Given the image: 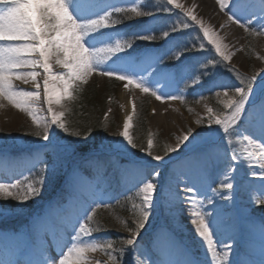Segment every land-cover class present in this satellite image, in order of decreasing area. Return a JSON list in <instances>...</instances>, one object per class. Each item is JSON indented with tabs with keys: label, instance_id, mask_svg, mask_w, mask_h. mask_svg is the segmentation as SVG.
I'll return each mask as SVG.
<instances>
[{
	"label": "snow or ice",
	"instance_id": "6c2138e0",
	"mask_svg": "<svg viewBox=\"0 0 264 264\" xmlns=\"http://www.w3.org/2000/svg\"><path fill=\"white\" fill-rule=\"evenodd\" d=\"M215 3L219 11L227 16V21L243 29L249 37L264 36V0H215ZM196 7L195 4L187 7L181 0H0V100H6L26 113L34 126V130L27 135L47 141L54 150L67 152L69 147L58 143L53 145L54 137L50 138L49 132L58 129L83 141L79 148L73 150L74 155L77 152L81 156L93 151L99 153V149L86 147L87 136H82L79 131H69L65 116L67 103L77 99L83 85L93 75L114 78L123 83L124 89L130 92L138 89L158 101L170 98L186 102L182 91H157L153 82L165 86L183 82L185 88L189 82L199 86L204 76L212 77L213 69L231 63L235 52L230 50V45L224 42L218 31L197 15ZM173 10H179L181 15L171 18ZM161 13L166 15L161 16ZM134 20L140 21L137 25L140 30L129 33L126 29ZM189 21L192 23L189 24ZM256 22L260 25L258 28L253 27ZM194 26H198L199 32L195 40L189 41L187 30ZM137 41L148 43L140 46ZM207 45L211 46L208 50L214 52L211 58L203 55ZM166 60L177 63L168 65ZM57 66L63 71L56 72L54 68ZM227 70L235 73L238 83L223 84L211 80L210 91L214 92L222 108L214 111L212 107H207V128L211 130V136L227 145L225 154L231 153V161L243 159L249 168H259L261 183L254 202L264 205V76L259 72L243 76L232 67ZM38 77H41L42 83ZM17 80L25 84L31 82L36 90L18 89L14 83ZM41 87L46 109L40 107ZM188 111L192 113L193 109L188 108ZM135 112L136 105L132 103V114L127 115L122 130L116 133L123 141L119 144L120 151L129 154V149H136L150 157V160H141L132 153L129 157L131 163L124 170L131 172L135 180L129 189L134 191V195L127 196L125 201L130 204L131 226L117 217L120 227L128 235L118 240L94 237L96 233L109 230L98 218L97 211L108 205L94 200L71 223L70 234L65 227L69 239L60 246L57 256H48L35 264H93L90 254L97 252L106 259L97 260L95 264H125V257L130 253L132 264H148L147 259L136 257L138 239L161 201L169 202L173 196L170 188L162 190L157 184L161 176L157 169L161 165L152 161L163 160L164 155L177 152L182 145L189 147L192 130L178 137L176 146L166 145L164 155L154 154L151 135L145 146L138 144L130 134ZM203 122L202 117L195 121L197 125ZM213 125L216 127L213 128ZM200 143L206 146L202 153L204 160H210L214 145L207 138ZM195 147L189 150L194 151ZM86 162L99 167L102 159L97 155L87 158ZM35 168L33 163L29 171ZM228 168L233 171L231 164ZM45 171L41 168L40 172L25 175L23 179L0 177V200L17 202L11 207L0 206V217L40 195L45 182L41 173ZM229 171L224 172L220 188L208 185L212 196H206L205 200L187 196L199 191L194 185L185 184L183 189L190 202V222L210 264H234L230 260L233 245L217 239L223 234L218 226L214 227L215 219H209L212 213L203 210L206 202L213 203V196L221 195L222 189L229 193L233 190ZM221 198L227 201L230 196L224 194ZM220 245L222 248L218 250ZM166 255L168 258L158 259L153 264H203L189 250L172 248ZM0 264L8 262L0 261Z\"/></svg>",
	"mask_w": 264,
	"mask_h": 264
},
{
	"label": "rangeland",
	"instance_id": "374dc122",
	"mask_svg": "<svg viewBox=\"0 0 264 264\" xmlns=\"http://www.w3.org/2000/svg\"><path fill=\"white\" fill-rule=\"evenodd\" d=\"M183 3V2H182ZM185 4V3H184ZM186 6V5H185ZM179 13V10H174ZM212 19L219 23L221 28L224 25L223 16L218 10L212 11ZM255 21V17H253ZM205 21V20H204ZM192 22L189 21V24ZM140 24L139 20H134V23L130 26L135 28V31L140 29L137 25ZM213 27L212 24L207 23ZM259 23H254L253 27H259ZM123 27V26H120ZM236 32L231 33L227 27H223L220 30L224 42L230 45V50L234 51L232 42L238 35L243 37V51L238 55L240 58L233 56L229 65H219L213 69L212 77L204 76L202 78L203 83L199 86H193L189 82V86L185 88V84L181 83H169L167 86L164 84H157L153 82V87L157 91H164L166 93H177L182 91L185 101H195L196 106L186 107V102L180 100H171L166 98L163 102L158 101L153 97L150 109V116L148 120V127L151 132L162 133L163 141L168 146H176L177 138L184 135L189 129L192 130V136H190L189 147L180 146L177 152L169 153L168 156H164V159L157 162L152 161L153 164H159L157 170L161 173V176L157 179V184L164 189H171L173 194L169 202L161 201L160 205L153 211V219L150 222L146 231L142 232L141 237L138 239L139 249L136 252V257L144 258L148 260V264L157 261L154 258V254L157 253L161 257L160 259L168 258L166 253L172 248L189 250L186 244H184L170 229L167 224H171L175 229L183 231L184 240L191 243L193 250L190 251L203 261V264H210V259L206 257L204 249L201 246L199 237L194 232V226L190 222L188 215V209L190 202L187 199L183 189L185 184L189 186H195L199 189L198 192L188 193L190 196L197 200H205L206 196H212L211 188H220V182L223 180V174L225 171H229L228 165L231 164L233 171H229V175L232 177L233 190L229 193L226 190H221L220 196H213V203H205L204 211L212 213L209 219H215L221 233H226V239L222 236L224 241L231 242L232 237H236V241H233V247L235 251L230 254V260H238L240 254L242 256L241 264H264V212L255 214L249 209L250 205L256 204L254 202L257 195V189L261 183L259 179V168H249L248 163L243 159L236 161L230 160L231 153L225 154L227 145L219 141L216 137L211 136V130L207 128V107H212L209 102L205 101L203 94L205 91L214 94L210 91L211 80H215L217 83L223 84H236L235 73L229 72L228 67L235 68L240 74L244 76H251L254 72H259L261 76H264V36H260L257 39L256 44V59L253 67L251 68L246 60L245 53V33L243 29L236 26ZM217 31V30H216ZM187 32L190 34L189 41L195 40L197 33L199 32L198 26L190 27ZM202 37V33H199ZM199 42V41H197ZM206 44V41L204 42ZM211 46L207 45L203 53L204 56L211 58L214 56V52L209 51ZM190 55V54H188ZM260 57V58H257ZM216 59H219L218 57ZM241 59V60H240ZM240 60V62H239ZM187 63V61H185ZM177 63L173 61V64ZM241 65V69L237 66ZM56 72H61L63 69L58 66L54 68ZM38 71H42L39 70ZM200 71V69H195ZM41 81V77L37 78ZM109 78L93 75L87 84H95L100 100H103V92L106 86V82ZM257 82L259 83V77ZM28 87V91H35L34 85L29 82L28 84L18 83V87ZM123 87V83L119 85L117 89V97L114 100L107 99L106 112L107 117L114 118L110 120V125L117 124L116 133L122 130L121 126V105L119 94ZM20 89V88H18ZM33 89V90H32ZM22 90V89H20ZM128 91V90H127ZM41 101L40 107L46 109L47 105L44 103L43 88L40 89ZM258 92V88H257ZM130 99L135 103L136 98H141L147 94L141 93L138 89L128 91ZM259 101V97H257ZM104 102V101H102ZM218 105H220L218 103ZM104 107L105 105L102 104ZM188 108H192L193 112L189 113ZM111 109V111H109ZM101 110V109H100ZM198 117L204 118V122L200 125L195 123ZM105 120V116L103 121ZM112 121V122H111ZM216 126L213 125V128ZM31 130H34L31 118L24 112L13 107L6 100H0V145L12 144L16 145V148H4L0 147V177L7 179L8 177H16L23 179L25 175H32L40 166L50 168L54 163L47 155H51L53 152V146L48 145L47 148L43 147L38 150H32L36 145H26V134ZM131 131V129L129 130ZM56 129L50 130V138L55 136ZM199 134V135H197ZM195 137L196 139H193ZM208 139L210 143L214 145L212 158L205 161L202 153L206 150V146L200 142L204 139ZM236 137L234 136V139ZM116 139V140H115ZM63 139L59 144L67 145ZM165 140V141H164ZM69 141V140H68ZM114 145L112 147L99 148V153L93 151L89 154L92 156L108 155L118 161V169L120 171L121 183L127 184L132 188L135 183L131 172H125V168L129 166L130 154L134 153V149H129L128 153L120 151L119 144L122 138L116 135V138H112ZM54 137L52 143L57 144ZM189 143V142H186ZM3 146V145H2ZM45 146V145H44ZM68 146V145H67ZM195 147L194 151L189 149ZM72 147H68V151ZM27 149V151H25ZM24 150L25 152H21ZM16 151H20L15 154ZM141 160H150V157L142 156L138 157ZM56 160V158H54ZM42 162V163H41ZM36 164V168L29 171L32 164ZM255 173V175L253 174ZM65 180V194L63 197H54L52 200H39L32 199L26 202V205H22L16 210L11 211L8 215L0 217V221L7 217H16L13 215H20L24 217L23 221L28 223L26 232L14 233L12 231L4 230L0 227V261L8 262V264H35L36 261H41L51 256L55 258L60 250V246L64 244L65 240L69 239L71 233V223L75 221L77 215H80L83 208L87 204H91L92 201L101 202L108 199L107 193L102 188H98V184L92 181L89 176L81 173L78 170L70 169L66 174ZM103 182V181H102ZM103 186V184H101ZM211 185V188L208 187ZM179 194L178 197L176 194ZM227 194L230 196L229 200H223L222 195ZM183 201V203H181ZM17 202L10 199L3 202L0 200V206H14ZM264 208V205H260ZM251 216V217H250ZM250 217L248 221H242L244 231L255 232L258 238L250 237L255 240L253 242H247L246 237L239 229H233L236 225L238 218ZM240 218V219H241ZM67 227V233L64 229ZM231 228V229H229ZM28 230V231H27ZM230 231H232L230 233ZM230 233V235H229ZM152 236L153 247L148 250L144 241H141L143 237L147 238ZM102 233L94 234L95 238H99ZM232 244V243H230ZM237 255L235 257V254ZM246 256V257H245ZM132 254L125 257V264H132ZM241 258V257H240ZM90 259L95 264L97 260H105L101 253L97 252L90 254ZM158 259V258H157ZM154 260V261H153Z\"/></svg>",
	"mask_w": 264,
	"mask_h": 264
},
{
	"label": "trees",
	"instance_id": "16d2710c",
	"mask_svg": "<svg viewBox=\"0 0 264 264\" xmlns=\"http://www.w3.org/2000/svg\"><path fill=\"white\" fill-rule=\"evenodd\" d=\"M170 7V6H169ZM161 16H165L166 14L161 13ZM181 15L180 13L173 10V14L171 18H175V16ZM134 21L130 22L132 25ZM127 32H135V28L128 27L126 29ZM137 31V29H136ZM258 37H249L245 34V57L248 61V64L252 68L255 62L256 53V44ZM148 42L145 41H137V44L140 46L146 45ZM188 55V54H186ZM191 55V54H190ZM166 64L171 65L173 61H165ZM252 75V73H251ZM121 82L113 79H108L106 82V86L103 92V100H100V95L98 94L97 88L95 84L92 85H83V90L78 94L76 100L67 103L68 111L66 112V125L69 128V131H79L82 136H87V145L88 149H99L100 147H112L114 145V141L112 138H116V130L117 124L110 125V120H114V118L105 119L106 112V103L107 99L110 98L114 100L117 97V89ZM204 100L209 102L214 111L222 108V105H218V101L216 100L214 94L205 91L203 94ZM190 98L186 100V107L188 106H196L197 103L193 101H189ZM153 97L149 95H145L141 98L135 99L136 104V112L132 121V128L130 134L136 140L138 144H144L146 146V141L148 137L151 135L154 142V154L164 155V148L167 145L166 143H162V133H154L151 132L148 127V120L150 116V109ZM105 105L104 107L102 106ZM101 109V110H100ZM112 122V121H111ZM106 129V130H105ZM33 131V130H31ZM30 131V132H31ZM90 133V134H89ZM55 138L57 141H62L63 139H67L72 142L76 149L81 146L83 141L75 136H69L66 133L56 129ZM27 145H35L42 142H47L42 139H39L35 136L27 135L25 137ZM116 140V139H115ZM165 141V140H164ZM3 145V146H2ZM0 147L4 148H16V145H4L2 144ZM134 153L137 157L145 156L144 153L138 152V150L134 149ZM168 156V155H164ZM47 157L52 160L54 163L50 168H46L44 166L38 167L35 172H40L41 168L46 169L45 172H42L41 175L45 177V182L40 192V195L35 197L34 199L39 200H47L51 199L53 195H57V197H63L65 194V180L66 174L70 169H75L80 171L81 173L89 176L94 182L98 184V188H102V190L107 193L108 199L102 201L108 207H101L98 209V218L104 223L109 230L103 232L102 235L98 239H112L118 240V238L126 237L128 233L124 231L118 221L117 217L120 219L126 220L127 223L131 226V212H130V204L125 203L126 197L129 195H134V191L130 192V186L121 183V174L118 169V161L113 159L110 156H100L102 159V164L97 167L94 164H89L86 162L87 158L96 157L92 155L81 156L78 152L74 155L72 151L64 152L62 150H54L51 155H47ZM56 158V160H54ZM152 178V177H149ZM103 181V182H102ZM103 184V186L101 185ZM5 202V200H2ZM249 209L251 212L255 214H259L264 212V208L260 207L258 204L250 205ZM15 218L10 216L4 218L0 222V227L4 230L12 231L15 233L24 232L28 223L24 220V217L20 215H13ZM23 219V220H21ZM153 219V214L150 217L149 224ZM146 225V228L149 226ZM168 228L188 247V249L193 250L191 243L187 240H184V236L182 234L183 231L175 229L171 224H167ZM120 229V230H117ZM26 232V231H25ZM142 234V232H141ZM145 240V241H144ZM141 241H144V245L148 248H151L150 253L153 250L151 247L152 244V236L147 235L143 237ZM154 258L156 260L161 257L159 254L155 253ZM158 258V259H157ZM154 261V260H153ZM153 264V263H151Z\"/></svg>",
	"mask_w": 264,
	"mask_h": 264
},
{
	"label": "bare ground",
	"instance_id": "6f19581e",
	"mask_svg": "<svg viewBox=\"0 0 264 264\" xmlns=\"http://www.w3.org/2000/svg\"><path fill=\"white\" fill-rule=\"evenodd\" d=\"M181 2L185 3V5L187 7H191L193 4H195L197 6L196 7V13H197V15L199 17L203 18V20H205L206 23L212 24L213 25V28L215 30H217L218 33L222 36V34L220 33L221 28L219 27V23L217 21H214L212 19V17H213L212 16L213 15L212 14V11H216V10L219 9L218 6L215 3V0H181ZM223 19L225 20L224 21V26L227 27V29H229L231 31V33H235L236 32L235 25L230 24L227 21V16H223ZM232 46L234 47V52H235L236 58H240V57H238V55H239V53L241 54L242 51H243V37H242V35H238L237 34V36L234 38V40L232 42ZM240 49H242V50H240ZM240 60H239V62H240ZM237 68L238 69H241L242 68L241 65H240V63L237 66ZM21 71H29V69H21ZM251 73L252 72L250 71V75H251ZM14 83H15V85H16L17 88H20V89L25 90V91H28V89L30 90V88H28V87H23V86H19L18 87V83H21V84H24L25 85V83H23L22 81L17 80ZM119 99H120V105H121V116H120V120H121V126H122L123 125V121L126 119L127 115L132 114V103H133V101L130 99V97L128 95V91L126 89H124L123 87L120 90ZM64 142L68 146L72 147L71 150H69V151H72L73 152V150L76 149L75 145L72 142H70L68 140H64ZM44 145H47V143L46 142H43V144H39L38 146H34L32 150L41 149V148L44 147ZM25 151H27V149ZM25 151L24 150H21V152H25ZM19 152L20 151H16L15 154H18ZM89 153H87V154L90 155ZM78 154H80V153L78 152ZM250 217H247V218L246 217H244V218L243 217L242 218L240 217L241 219L238 218V220L236 222L237 224L234 225L232 228L233 229H239V230H241L242 233L244 234V236L246 237L247 242H253L254 244H256V241L255 240L250 239V237L251 238L252 237L258 238L257 235H256V233L255 232H250V231H244V230H242L243 229L242 221H248V219H250ZM229 229H231V228H229ZM231 232L232 231H230V233ZM230 233H229V235H230ZM222 236L226 239V233L223 234ZM222 236H218L217 239L222 238ZM232 240L233 241H236V237H232L231 238V242H229V244L232 243V245H233L234 242ZM224 242L228 243V240H225ZM256 245L258 246V243ZM219 248H222V245L218 246V250H219ZM234 251H235V247L232 248V252H234ZM236 255H237V252L235 254V257H236ZM242 256H244V254L242 255V253H241L240 256H239V258H238V260H234V264H241L242 260H240V259H242Z\"/></svg>",
	"mask_w": 264,
	"mask_h": 264
}]
</instances>
